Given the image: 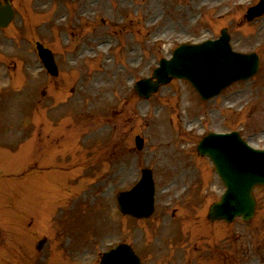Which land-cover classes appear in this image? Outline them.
<instances>
[{"label": "rangeland", "instance_id": "374dc122", "mask_svg": "<svg viewBox=\"0 0 264 264\" xmlns=\"http://www.w3.org/2000/svg\"><path fill=\"white\" fill-rule=\"evenodd\" d=\"M51 1L15 0L19 14L4 31L8 35H0V98L5 96L0 103L1 133L9 129L4 123L13 125L11 134L0 138L6 141L4 145L15 144L18 149L17 153L15 148L0 147V264H8V253L18 256H12L10 264H44L30 261L35 253L31 252L38 233L51 225L47 214L57 207L54 202L65 197V190L67 196L89 194L96 200L89 203L88 198L84 204L76 200L74 212L81 216L73 214L63 224L64 229L76 230L74 243L82 245L81 250L87 246L91 251L85 256L50 257L51 264H98L103 248L121 239L135 243L133 228L144 264H262L257 255L264 251V186L255 190L258 211L252 222L210 221L209 207L224 186L213 163L200 156L196 146L211 130L238 127L250 144L264 147V18L242 19L245 7L257 0ZM69 1L68 9L80 11L79 22L73 19L59 36L48 22L40 29L37 21L50 14L52 5L60 3L65 10ZM63 10L58 13L62 21H68L69 14ZM225 25L236 50L261 52L262 65L255 77L237 81L206 101L186 79H173L148 99L134 96V81L150 75L160 58L169 57L179 42L216 37ZM28 30L33 36L24 38ZM92 30L116 35L102 44L80 38ZM35 37L57 51L71 79L76 73L72 89L78 98L65 101L58 95L54 108L38 110L37 106H47L54 97L48 99L52 87L42 82L48 76L41 70ZM62 52L73 53V59L66 62ZM22 72L31 80L15 96L9 85L21 83ZM42 90L46 96L42 97ZM95 99L105 107L96 117L85 110L94 108ZM76 101L79 114L68 112L71 122L65 128L74 131L75 121L79 131L88 128L86 133L93 132L90 137L97 138L79 139L77 132L76 136L60 134L59 127L48 121L47 116L60 117ZM138 133L145 138L144 147L132 148ZM18 139L20 144L14 143ZM59 146L63 149L55 150ZM146 165L152 167L156 179V211L149 219L135 221L120 214L116 193L139 180ZM27 168L26 185L6 176ZM29 214L37 217L33 226L34 215ZM53 218V226L63 221L57 215ZM85 228L90 233L79 235Z\"/></svg>", "mask_w": 264, "mask_h": 264}, {"label": "water", "instance_id": "95a60500", "mask_svg": "<svg viewBox=\"0 0 264 264\" xmlns=\"http://www.w3.org/2000/svg\"><path fill=\"white\" fill-rule=\"evenodd\" d=\"M259 12L264 10V0L256 7ZM12 16V9L7 5H2L0 3V25L7 24L9 19ZM229 36H223L221 39L217 41H208L204 44L200 45H185L178 48L175 52L174 58L167 62L163 63V70H167V73L178 74V75H186L193 81L200 90L203 91L205 96L211 94L212 92H216L228 83L232 81L237 75L238 72H245L246 76L252 71L254 68L249 69L247 65L241 67V63L237 61L238 57H242L244 55L232 54L230 50V46H228ZM253 63V62H252ZM169 66V69L167 68ZM177 69H181L184 71L183 74L177 71ZM249 69V70H248ZM244 70V71H242ZM167 75H165L166 77ZM144 82V81H143ZM145 83V82H144ZM210 88V90H207ZM141 92H147L148 89L146 87L140 88ZM214 135L209 137L210 142H215ZM208 141V142H209ZM207 143H202L200 145V151L203 153H209L210 156L216 162V166L218 171L221 173L222 177L225 180L226 186H228L227 193L232 196L235 193V198H238L237 201L230 203L226 201L227 213L234 214L239 212L238 209V201H244L245 195H248L247 200L251 197V189L255 184L256 179L253 178V175L250 174L251 166L247 165L246 168H242L241 165L237 168L233 166L232 160L228 159L227 163L226 153L227 147L226 145H219L215 142L213 144L216 149L205 148L204 145H208ZM226 155V156H225ZM261 171V170H259ZM259 171H255L256 173ZM243 174L245 176H241L243 178V183L246 182L245 188L246 190L239 192L238 185L240 184V178L236 174ZM260 173V172H259ZM247 178V179H246ZM264 180L263 178H260ZM150 183L149 176L146 179ZM148 185L147 182L141 183L140 186ZM147 196H137L135 194H121L119 202H121V207L124 211L132 212L137 215H146L149 214L147 210H149V199L150 193L152 192L151 187L148 189ZM135 192V191H134ZM133 192V193H134ZM135 196V197H134ZM134 198V199H132ZM137 198L140 200H144L142 202L137 201ZM234 201V197L232 198ZM129 201V202H128ZM230 205V206H229ZM222 207V206H221ZM220 204H215L211 209V217L214 218L220 214L219 211ZM225 208V207H224ZM249 212V211H247ZM245 213V212H244ZM124 258L123 260L126 264H140L138 258L129 246L123 245L121 248L114 250L113 252L108 253L103 260V264H124L123 261H120V258Z\"/></svg>", "mask_w": 264, "mask_h": 264}, {"label": "bare ground", "instance_id": "6f19581e", "mask_svg": "<svg viewBox=\"0 0 264 264\" xmlns=\"http://www.w3.org/2000/svg\"><path fill=\"white\" fill-rule=\"evenodd\" d=\"M167 68L169 69V66H167ZM177 71L178 72H180L181 74H183L184 73V71L183 70H181V69H177ZM207 90H210V88H208ZM253 173V178L254 179H256V180H260V178H258V176H257V174H255V172L253 171L252 172ZM148 175H149V177H150V173H148ZM241 177V176H240ZM247 179V178H246ZM243 181V178L241 177L240 178V184L238 185V189H240L241 191H244V190H246V188H245V185L244 184H246V182H242ZM150 185L148 186V185H146V186H139V187H137L136 188V190H135V193H133V194H135V195H137V196H147V193H148V189H150ZM129 194H131V192L129 193ZM235 193L232 195V196H230L229 194L228 195H225L226 196V201H229L230 203H233L234 204V202L235 201H237L238 200V198H235ZM245 195V200L244 201H246V207H245V210H251V208H252V204H253V199L252 200H250L249 201V199L247 200V197H248V195H246V194H244ZM135 197V196H134ZM234 197V201H232L233 198ZM132 199H134V198H132ZM137 201H139V202H142V201H144V200H139L138 198H137ZM129 202V201H128ZM226 205V202H224V204H222V206L224 207ZM225 210H227V207H225Z\"/></svg>", "mask_w": 264, "mask_h": 264}, {"label": "flooded vegetation", "instance_id": "af4514ba", "mask_svg": "<svg viewBox=\"0 0 264 264\" xmlns=\"http://www.w3.org/2000/svg\"><path fill=\"white\" fill-rule=\"evenodd\" d=\"M42 246H43V245H40L39 247H41V248H42Z\"/></svg>", "mask_w": 264, "mask_h": 264}]
</instances>
